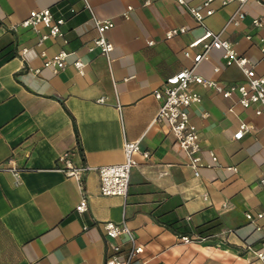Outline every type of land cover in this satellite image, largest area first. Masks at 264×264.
<instances>
[{"label": "crops", "instance_id": "1", "mask_svg": "<svg viewBox=\"0 0 264 264\" xmlns=\"http://www.w3.org/2000/svg\"><path fill=\"white\" fill-rule=\"evenodd\" d=\"M185 1L199 6L204 0ZM87 2L98 19L114 23L106 33L114 46L109 60L88 52L97 34L82 0H0V163L12 156L21 171L17 180L0 172V264H103L102 224L122 221L143 245L145 264H258L254 252L264 251V218L255 219L264 212V115L242 109L236 95L224 99L193 86L201 97L189 108L200 134L198 177L166 126L153 123L160 105L154 92L191 66L183 55L188 44L206 30L218 32L236 2L214 0V14L203 26L172 0ZM45 8L65 20L61 38L38 47L31 30H11ZM244 9L242 24L223 38L263 75L258 38L264 37V0H248ZM253 18L263 28H254ZM177 27L186 32L166 40L165 32ZM60 51L70 54L66 67L52 74L39 54ZM75 59L87 63L83 74L72 66ZM221 65L220 52L212 50L196 72L225 87L244 81L237 67ZM215 66L221 67L217 74ZM240 123L249 132L234 140ZM124 141H139L150 158L136 156L125 200L101 196L96 169L121 163ZM65 152L75 166L89 168L80 181L56 170ZM82 198L87 210L79 214ZM181 237L197 239L184 244Z\"/></svg>", "mask_w": 264, "mask_h": 264}, {"label": "built area", "instance_id": "2", "mask_svg": "<svg viewBox=\"0 0 264 264\" xmlns=\"http://www.w3.org/2000/svg\"><path fill=\"white\" fill-rule=\"evenodd\" d=\"M172 1L185 8L200 26H203L205 18L214 14V10L211 8L214 0H204L199 6H192L185 0ZM247 1L221 0V6H226L231 2H236L237 4L234 11L225 20L222 28L216 33L206 30L200 38L188 44L183 55L185 58L191 59V66L167 78L160 88L154 92V98L160 101V105L153 123H163L166 126L175 144L187 158L188 166L192 170L194 177L199 176V169L202 167V163L200 134L189 116V108L201 102V97L197 92L193 91V86H198L203 90H214L216 93L221 94L224 99H229L232 95H236L237 104L242 109L253 108L256 116L264 115V74L257 75L254 71V62L240 56L234 44L223 38V35L227 31L236 29L242 24ZM82 3L83 10L88 12L97 34L88 46V52L101 55L109 60V55L114 46L107 40L106 33L114 27V23L111 19H98L87 0H82ZM144 5H149V2L146 1ZM131 10L132 7L128 6L121 16L124 19H128ZM64 24L65 20L63 18L54 17L50 8H45L29 12L28 16L18 25L12 26L11 30L16 31L17 27L31 30L37 34L36 46L40 47L48 39L61 38L63 35L61 29ZM251 25L256 29L263 28V23L259 18H253ZM41 28L46 29V31L40 33ZM185 32V27L169 29L165 32V39L170 40ZM245 40L250 41L251 36L246 35ZM148 44H151V42ZM197 47H201V51L191 56V51ZM258 48L264 56V37L258 38ZM212 50L220 52L221 67H237L243 74L244 81L225 87L199 75L196 72L198 66L202 62L208 61ZM25 52L27 50L23 49L22 53ZM39 55L44 58L42 63L43 68L49 69L52 74H57L66 67L67 58L70 54L66 51H60L49 58L45 57L44 52H40ZM86 65L87 63L82 62L80 59H75L72 62V66L78 74H83ZM221 67L215 66L213 73H219ZM96 102L103 103V99L99 98ZM117 108L119 111V105ZM228 111L232 112V109ZM248 132L247 126L244 123H240L232 137L234 140H240ZM122 152L123 160L121 163L101 166L96 169L101 196L121 197L125 200L128 195L131 171L137 165L136 156H140L145 161L150 158V154L142 149L139 141H124ZM209 156L213 163L216 162V157L211 152H209ZM56 163L57 171L67 178H75L79 181L89 171V168L85 165L75 166L70 159V152L60 155ZM0 172L10 174L15 180L18 179L21 173L12 156L0 163ZM260 185L264 186V180H260ZM86 210L87 201L85 198H82L75 207V211L82 214ZM246 218L250 221L254 220L250 215H246ZM262 218H264V212L257 214L255 217L258 220ZM102 228L107 242V254L103 264H145V260L142 258L144 247L137 241L133 231L124 221L120 223L104 222ZM256 230L260 229L256 228ZM196 239L193 237L180 238L184 244H188ZM254 258L258 264H264V251L254 252Z\"/></svg>", "mask_w": 264, "mask_h": 264}]
</instances>
